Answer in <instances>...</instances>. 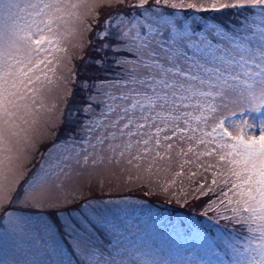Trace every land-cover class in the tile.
Segmentation results:
<instances>
[{
  "label": "snow or ice",
  "instance_id": "1",
  "mask_svg": "<svg viewBox=\"0 0 264 264\" xmlns=\"http://www.w3.org/2000/svg\"><path fill=\"white\" fill-rule=\"evenodd\" d=\"M125 189L217 231L146 248ZM0 264H264V0H0Z\"/></svg>",
  "mask_w": 264,
  "mask_h": 264
},
{
  "label": "rangeland",
  "instance_id": "2",
  "mask_svg": "<svg viewBox=\"0 0 264 264\" xmlns=\"http://www.w3.org/2000/svg\"><path fill=\"white\" fill-rule=\"evenodd\" d=\"M77 41L78 37L76 35L69 36L67 40H62L61 47L66 48L67 53H57V55L78 57L79 50L77 49L74 51L73 49V44H75ZM86 55L91 57L93 61L96 58V54L88 50H86ZM65 63H67V60H65ZM72 64L76 66L79 72L83 73V75L80 77L82 80L94 78L99 74L94 64L85 68L84 61L78 58L72 59ZM62 70V65L57 66L58 75ZM57 95L58 94L54 88L51 102H55ZM61 107H63L62 104ZM53 115H55V113H53ZM69 132V128H63L61 130L60 136L56 137L55 139L62 140L69 134ZM51 141L52 140L50 139L48 143L44 145V147L50 146L51 144L49 143ZM187 158L194 159V157L191 155ZM38 159L39 157H37V160ZM181 159L185 158L176 157L174 155L173 167H178V161ZM189 169L196 170L194 165H186L184 169L186 175ZM196 179H199V177ZM185 183H188L186 178ZM96 195H101V193L98 192ZM103 195H111L115 199L127 198L128 200L134 202L129 204L127 207L121 205L119 208H114L113 211L119 212V220L130 226L134 232L139 233L138 239L140 237L143 238L140 240V243L146 248L156 244L160 247H163L165 252L170 256L178 257L180 255H188L189 253L185 252L184 249L189 247L192 242V237L187 235L189 229L193 230V234H195V230L197 229L200 232L209 233L205 225H203L202 222H198L197 219L194 218V220L190 219L189 221L185 219L184 213L186 212V207H189L190 205L196 206V203H192L191 200L187 205L183 203H173L172 205H168L163 194L158 195L153 193L149 195L148 198L142 195L141 191L131 192L128 189H125L122 193L106 191L103 193ZM160 198L163 199L161 200ZM39 218V216H31L30 220L33 224H35ZM45 219H47V217H45ZM181 221L184 222V227H178ZM103 239L104 237H101V240Z\"/></svg>",
  "mask_w": 264,
  "mask_h": 264
},
{
  "label": "trees",
  "instance_id": "3",
  "mask_svg": "<svg viewBox=\"0 0 264 264\" xmlns=\"http://www.w3.org/2000/svg\"><path fill=\"white\" fill-rule=\"evenodd\" d=\"M104 11L106 12V11H108V10H106V9H104ZM225 17H228V15H226V14H223ZM213 19H216L215 17H212ZM224 18V17H223ZM228 19H229V17L228 18H226L225 20H224V22H223V24H227V22H228ZM68 129V128H67ZM52 142V141H51ZM51 142L49 143V144H51ZM140 192V191H139ZM141 193H142V195H144V196H146V197H148L149 198V195L148 194H146L145 192H143V191H141ZM158 197H160V196H158ZM161 199V198H160ZM163 199V198H162ZM161 199V200H162ZM166 203L168 204V205H172L173 203L172 202H168L167 200H166ZM184 217H185V219L187 220V221H189L190 219H192V220H194V218L195 219H197L198 220V222H202V224L203 225H205V227L207 228V231L208 232H211L212 231V229H213V224H210L209 223V221H207V220H205V219H203L202 218V209L200 208V206H199V204L198 203H196V206H189V207H186V212L184 213Z\"/></svg>",
  "mask_w": 264,
  "mask_h": 264
}]
</instances>
